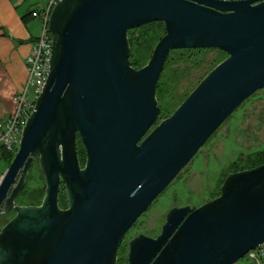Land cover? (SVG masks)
I'll list each match as a JSON object with an SVG mask.
<instances>
[{
    "label": "water",
    "instance_id": "water-1",
    "mask_svg": "<svg viewBox=\"0 0 264 264\" xmlns=\"http://www.w3.org/2000/svg\"><path fill=\"white\" fill-rule=\"evenodd\" d=\"M158 22L166 35L137 70L129 33ZM49 29V78L0 180V215L15 213L0 231V264H118L140 217L264 89V0H62ZM196 49L227 59L158 124L170 53ZM36 163L45 196L19 205ZM262 245L264 165L229 174L220 196L196 210H170L157 238L130 240L127 261L239 264Z\"/></svg>",
    "mask_w": 264,
    "mask_h": 264
},
{
    "label": "rangeland",
    "instance_id": "rangeland-1",
    "mask_svg": "<svg viewBox=\"0 0 264 264\" xmlns=\"http://www.w3.org/2000/svg\"><path fill=\"white\" fill-rule=\"evenodd\" d=\"M47 1L27 0L26 9L30 5L39 9L41 6L44 7ZM226 59L227 55L217 49L175 51L168 69L170 73L178 74V78L172 82L168 92L166 106L169 110L167 112L157 95L162 109L158 124L171 117L199 84ZM30 96L31 100L37 99L32 89ZM261 151H264V89L245 102L225 122L128 232L119 253L118 264L128 263V242L132 238L141 234L156 236L165 221L166 213L177 205L190 204L200 208L218 198L231 167L236 162H240L239 166H242L251 155ZM8 168L6 161L0 155V180ZM34 169L32 180L29 182V186L33 189L38 188L44 181L42 174L36 167ZM14 217L13 212L0 215V231ZM239 264L253 263L248 255Z\"/></svg>",
    "mask_w": 264,
    "mask_h": 264
},
{
    "label": "crops",
    "instance_id": "crops-1",
    "mask_svg": "<svg viewBox=\"0 0 264 264\" xmlns=\"http://www.w3.org/2000/svg\"><path fill=\"white\" fill-rule=\"evenodd\" d=\"M26 6L27 0H0V121L15 109L14 98L27 81V59L42 29L40 21L28 17L38 7Z\"/></svg>",
    "mask_w": 264,
    "mask_h": 264
},
{
    "label": "built area",
    "instance_id": "built-area-1",
    "mask_svg": "<svg viewBox=\"0 0 264 264\" xmlns=\"http://www.w3.org/2000/svg\"><path fill=\"white\" fill-rule=\"evenodd\" d=\"M62 0H48L45 8L34 10L31 17L40 21L41 33L32 45L27 59V81L23 90L15 96V109L5 120L0 121V153L6 152L14 158L19 151L22 134L26 123L35 110L36 100L42 94L50 74L53 39L49 21L54 8ZM225 2L247 0H219ZM34 91L36 100H31L30 90ZM248 256V255H247ZM251 260L264 264V245L249 254Z\"/></svg>",
    "mask_w": 264,
    "mask_h": 264
},
{
    "label": "trees",
    "instance_id": "trees-1",
    "mask_svg": "<svg viewBox=\"0 0 264 264\" xmlns=\"http://www.w3.org/2000/svg\"><path fill=\"white\" fill-rule=\"evenodd\" d=\"M28 17H31V14ZM165 35H166L165 26L163 23H160V22L147 25L141 29L131 31L129 33L132 50H133L132 62H133L134 68L141 69L146 65V63L151 59V56L153 54V51L156 45L160 42V40ZM174 54H175V51L170 53L169 58L167 60V64L165 66V70L157 86L158 98L160 100V103L163 104V106H165L166 112L169 110V108L166 106V101L168 99V92L172 86V82L178 78V74H176L175 72L170 73L171 71H169L168 69L170 67L171 58ZM78 144H79L78 152H79L80 162L82 164V167H84L86 163V153L81 144V140L79 137H78ZM0 155L1 157H3V159L6 161L9 167L14 159L12 155H10L9 153L3 152V151L1 152ZM239 163L240 162L238 163L236 162V164H234L231 167L229 174L242 172L245 170H251L261 165H264V151L257 152L251 155L242 166H239ZM35 167L37 171L40 172L38 163H36V165L33 167L29 175L26 187L24 188L22 194L17 200V204L19 205L39 206L41 205L42 200L45 196V182L44 181L43 183H41V185L38 188L33 189L29 186V182H31L32 180L31 179L32 172L35 170L34 169ZM228 175L226 176V178L228 177ZM60 206L63 209H66L68 207L67 196H66V193L63 187H62L61 196H60Z\"/></svg>",
    "mask_w": 264,
    "mask_h": 264
},
{
    "label": "flooded vegetation",
    "instance_id": "flooded-vegetation-1",
    "mask_svg": "<svg viewBox=\"0 0 264 264\" xmlns=\"http://www.w3.org/2000/svg\"><path fill=\"white\" fill-rule=\"evenodd\" d=\"M137 70H140V69H137ZM166 190H167V189H166ZM166 190H165V191H166ZM163 194H164V193H163ZM163 194H161V195L158 197V199H159ZM158 199H157V200H158ZM157 200H156V201H157ZM156 201H155V202H156ZM186 206H191L194 210L198 209V208L193 207V206L190 205V204L177 205V206H175V207H186ZM151 207H152V206H151ZM151 207H150V208H151ZM175 207H173V208H175ZM150 208H149V209H150ZM173 208H172V209H173ZM149 209H148V210H149ZM172 209H170V210H172ZM148 210H147V211H148ZM170 210H169V211H170ZM147 211H146V212H147ZM169 211H168V212L166 213V215H165V221H164V223L162 224V226H161V228H160V232H159L156 236H149V235H145V236H148V237H150V238H157V237L161 234L162 227H163V225H164L165 222H166V217H167V214L169 213ZM146 212H145V213H146ZM145 213H144V214H145ZM144 214L140 217V219L144 216ZM140 219H139V220H140ZM139 220H138V221H139ZM138 221H137V222H138ZM141 235H143V234H141ZM126 236H127V235H126ZM125 239H126V238H125ZM132 239H133V238H132ZM129 242H130V241H129ZM129 242H128V248H129ZM124 243H125V241H124ZM124 243H123V244H124ZM128 252H129V251H128ZM127 257H128V254H127ZM127 262H128V261H127ZM127 264H128V263H127Z\"/></svg>",
    "mask_w": 264,
    "mask_h": 264
}]
</instances>
